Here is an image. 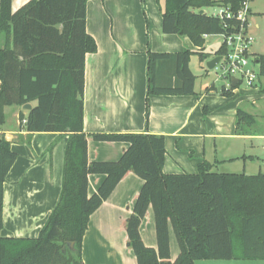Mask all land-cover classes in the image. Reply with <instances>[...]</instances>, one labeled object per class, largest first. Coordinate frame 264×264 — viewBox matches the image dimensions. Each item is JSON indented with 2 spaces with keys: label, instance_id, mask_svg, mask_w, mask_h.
<instances>
[{
  "label": "trees",
  "instance_id": "16d2710c",
  "mask_svg": "<svg viewBox=\"0 0 264 264\" xmlns=\"http://www.w3.org/2000/svg\"><path fill=\"white\" fill-rule=\"evenodd\" d=\"M87 2L29 0L16 11L12 0L0 2V125L5 123V106L33 103L26 116L20 113L22 129L68 136L58 203L37 237H0V264H85L82 246L90 217L130 170L144 180L126 221L137 264L264 259V174L216 173L207 161L199 163L194 174H166L165 136L145 133H95L92 137L97 141L129 146L116 161H89L84 130L85 57L97 50V44L86 30ZM242 2L165 0L163 31L188 36L202 48L207 35L233 32L240 23L200 10L223 6L237 12ZM226 49L223 43L217 54L224 56ZM193 53L149 49L148 95L193 94ZM197 53L201 60L208 57L205 52ZM254 61L264 77V54L254 56ZM225 94L232 95L231 89ZM236 116L237 133L254 121L242 109ZM17 157L10 141L1 136L0 229L4 184ZM91 174L105 176L92 195L88 190ZM150 206L155 211L157 248L146 246L140 233ZM170 223L180 246L175 260H171Z\"/></svg>",
  "mask_w": 264,
  "mask_h": 264
},
{
  "label": "crops",
  "instance_id": "0c3cea01",
  "mask_svg": "<svg viewBox=\"0 0 264 264\" xmlns=\"http://www.w3.org/2000/svg\"><path fill=\"white\" fill-rule=\"evenodd\" d=\"M28 1L12 0V10ZM164 6L165 0L87 2L86 30L97 44V50L85 57L84 130L89 161H116L129 146L125 142L97 141L93 134L145 133L165 136L166 174L197 173L203 161L209 162L216 173L264 174V77L246 88H228V81L219 78H205L199 85V74H207V62L219 55L221 46L207 44L211 35L205 37L201 48L188 36L165 33ZM149 49L195 52L190 58L196 75L195 92L149 96ZM199 51L208 57L201 60ZM194 62L198 71L193 68ZM230 89L232 95L225 94ZM238 109L254 117L251 124L242 127V133L236 130ZM28 111L19 105L5 106V123L0 125V137L5 136L18 154L4 184L0 237H37L61 194L68 136L22 129L19 116L21 112L26 116ZM104 178L102 174L89 176L90 195ZM143 184L134 171H128L91 215L82 246L85 264H137L126 221ZM140 233L146 246L157 248L153 206L142 220ZM169 240L171 260H175L180 246L172 223ZM253 260L264 259H200L196 264H257Z\"/></svg>",
  "mask_w": 264,
  "mask_h": 264
},
{
  "label": "built area",
  "instance_id": "2783aa9c",
  "mask_svg": "<svg viewBox=\"0 0 264 264\" xmlns=\"http://www.w3.org/2000/svg\"><path fill=\"white\" fill-rule=\"evenodd\" d=\"M249 2L250 0H243L237 12L221 6L218 7V13L213 14L221 19L236 18L240 23L237 30L221 34L227 49L216 68L219 66L222 70V74L218 78L228 81V88L233 87V78L237 79L236 86L246 83L249 87L254 86L260 78L259 69H255L253 66L255 64L251 51L253 37L248 32Z\"/></svg>",
  "mask_w": 264,
  "mask_h": 264
},
{
  "label": "rangeland",
  "instance_id": "374dc122",
  "mask_svg": "<svg viewBox=\"0 0 264 264\" xmlns=\"http://www.w3.org/2000/svg\"><path fill=\"white\" fill-rule=\"evenodd\" d=\"M251 12L248 15V32L253 37L251 51L253 56L258 54H264V0H250ZM218 7H206L205 12L208 14H217ZM223 36L221 34L211 35L207 39V44L214 48H219L223 41ZM199 63L198 59H196ZM219 65V64H218ZM255 69H258V65L255 63ZM193 68L195 71H198L197 63L194 62ZM198 73V72H197ZM204 71L198 76V84L200 85L203 79L213 80L218 78L222 74V70L218 68L207 69V74ZM240 88H246V83H241ZM252 262H257V264H264V260H253Z\"/></svg>",
  "mask_w": 264,
  "mask_h": 264
},
{
  "label": "water",
  "instance_id": "95a60500",
  "mask_svg": "<svg viewBox=\"0 0 264 264\" xmlns=\"http://www.w3.org/2000/svg\"><path fill=\"white\" fill-rule=\"evenodd\" d=\"M201 13H203V10H200ZM222 56L221 55H218L212 59H210L208 62H207V67L209 69H214L217 64L220 62ZM232 82H233V85L236 86L237 84V79L236 78H233L232 79ZM23 108L24 109H27V110H30L32 108V104L31 103H26L25 105H23ZM73 246V243H71V247Z\"/></svg>",
  "mask_w": 264,
  "mask_h": 264
}]
</instances>
